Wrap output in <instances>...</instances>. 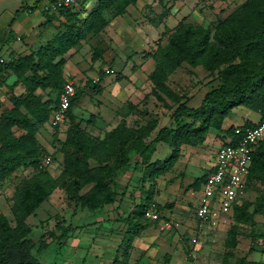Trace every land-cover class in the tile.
I'll list each match as a JSON object with an SVG mask.
<instances>
[{
    "label": "rangeland",
    "instance_id": "obj_1",
    "mask_svg": "<svg viewBox=\"0 0 264 264\" xmlns=\"http://www.w3.org/2000/svg\"><path fill=\"white\" fill-rule=\"evenodd\" d=\"M244 1L137 0L119 14L112 9L104 10L107 24L96 32H87L64 54L80 71L78 78L68 76L80 91L79 97L71 104L75 121L99 138L119 122L133 129L151 127L149 135L143 137L145 142L149 141L159 127L172 124L171 114L178 103L197 106L207 90L219 85L222 79L218 69L224 66L210 69L202 62L183 61L160 83H154L149 72L155 66L156 49L167 44L169 36L180 24L189 25L193 31L192 39L207 30L209 44H214L213 34L220 22ZM19 3L20 0H4L0 4V23L8 14L7 10ZM94 3L95 0H85L81 6L88 10ZM75 5L80 6L79 0ZM45 14L50 16V13ZM22 15L19 10L17 15L9 16V20ZM18 43L19 47L11 49L8 55L6 45L0 40V56L8 60L12 54H22L26 43ZM147 52L149 54L144 55ZM105 68L112 71H105L103 79L98 80V70ZM87 79L98 81L96 86L100 91L86 87L84 82ZM19 87L16 91L20 90ZM5 88L0 89V95L3 103L9 104ZM42 93L52 98L56 96V91L51 89ZM255 112L245 105L232 107L222 118L221 131L210 126L193 143L180 144L169 165L152 176H142V164L136 162L135 157L131 158L127 186L124 182L128 177H121L115 184L120 193L116 200L96 211L79 208L68 198L65 182L59 178L58 186L26 218L31 226L28 237L34 242L31 255L44 264H237L239 258L251 249L249 258L264 260V236L259 235L264 228V214H254L251 222L237 225V244L233 248L225 244L232 224L230 218L224 215L219 218L215 208L212 221L200 225L194 215L200 193L199 186L195 187L196 178L213 162L223 131L229 124L239 123L246 117L256 119ZM90 115L94 118L92 123L88 121ZM67 125V120L60 124L49 121L42 126L45 132L37 131L36 134L51 153L48 170L52 177H57L63 166L62 155L55 150L59 143L55 138L64 139ZM170 153L167 144L157 142L150 160H165ZM90 163L95 169L103 166L92 160ZM32 173L29 169L19 168L0 183V212L11 224H14L10 209L14 188ZM92 185L93 182L84 184L80 192L87 191ZM149 186H152V197L140 218L141 224L145 225L135 233H126L125 218ZM263 188L264 179L256 176L245 198L253 203ZM166 219H172L170 227H162V221ZM40 235L46 242L41 247L38 243ZM227 251L229 255L224 259Z\"/></svg>",
    "mask_w": 264,
    "mask_h": 264
},
{
    "label": "trees",
    "instance_id": "obj_2",
    "mask_svg": "<svg viewBox=\"0 0 264 264\" xmlns=\"http://www.w3.org/2000/svg\"><path fill=\"white\" fill-rule=\"evenodd\" d=\"M82 1L85 0H79V7L69 4L52 12L44 11L50 13L49 20L53 15L56 18L62 16L58 25L60 28L44 43L26 54H12L8 60L0 57V89L6 86L5 94L9 103L5 105L0 98V183L19 168L33 172L25 176L12 193L10 209L14 224L0 212V264H44L30 253L34 242L28 237L31 226L26 218L58 186L59 178L62 177L65 182L68 198L79 208L96 211L116 200L120 193L115 184L121 177H128L124 182V186H127L131 158L135 157L136 162L142 164V176H152L169 165L180 144L193 143L210 126L221 131L222 118L232 107L245 105L259 113L260 118L264 116V0H245L220 22L213 34L214 44H209L207 30L192 39L193 31L189 25L180 24L169 36L167 44L156 49L155 66L149 72L154 83H160L168 72L183 61L191 64L202 62L210 69L224 66L218 69L222 82L207 90L197 106L178 103L171 114L172 124L159 127L149 141L145 142L143 137L149 135L151 127L133 129L124 122L117 123L100 138L89 134L73 118L71 104L80 94L76 86L66 111L68 125L65 137L55 138L59 142L55 150L62 155V170L57 177H52L47 168H38L41 157L48 151L36 134L40 126L50 121L58 93L66 80L63 75L66 61L64 54L76 46L87 32H96L107 24L104 10L112 9L119 14L137 0H95L88 10L81 6ZM40 2L34 0L31 7L38 6ZM83 9L86 12L81 16ZM208 45L210 48L207 49ZM98 71V80H102L106 72ZM11 74L15 78L8 82L7 77ZM96 83L98 81L87 79L84 85L100 91ZM17 85L22 87L20 92L14 90ZM46 89L55 90L56 96H44L42 92ZM88 121L94 122L92 115ZM251 123V120L246 119L240 126L246 127ZM237 124H229L223 131V138L232 135ZM157 142H163L171 148L165 160H150ZM91 160L103 166L95 169L91 166ZM206 174L196 178L195 187L199 186ZM256 176L264 179V138L252 152L247 189ZM88 182H93V185L81 193V187ZM151 188H147L146 194L126 216V233H135L140 226L144 227L140 218L152 197ZM254 214H264V188L253 203L245 198L233 205L232 224L225 240L228 248L237 244V225L251 222ZM259 235L264 236V228ZM38 243L39 247L46 244L42 235ZM251 251L249 249L241 256L237 264H264V261L249 258ZM227 255L229 251L224 254V259Z\"/></svg>",
    "mask_w": 264,
    "mask_h": 264
},
{
    "label": "built area",
    "instance_id": "obj_3",
    "mask_svg": "<svg viewBox=\"0 0 264 264\" xmlns=\"http://www.w3.org/2000/svg\"><path fill=\"white\" fill-rule=\"evenodd\" d=\"M69 4H76V0H45L43 10L52 12L58 7ZM104 71L109 72L112 69L105 68ZM75 90L74 81L65 80L58 93L57 103L51 112L52 124L64 122ZM242 124H237L233 134L222 138L217 144L213 162L199 184L200 193L194 215L200 225L212 221L215 208L219 214L231 216L233 205L245 199L251 155L257 143L264 138V116L249 126L241 127ZM51 160L50 153L44 154L38 168L48 169ZM171 224L172 219L162 221V227H170Z\"/></svg>",
    "mask_w": 264,
    "mask_h": 264
},
{
    "label": "crops",
    "instance_id": "obj_4",
    "mask_svg": "<svg viewBox=\"0 0 264 264\" xmlns=\"http://www.w3.org/2000/svg\"><path fill=\"white\" fill-rule=\"evenodd\" d=\"M3 1L4 0H0V4ZM20 1L21 3H19L18 5H12V8L10 10H7L8 14L3 17L2 23H0V40L1 43L6 45L5 52L8 55L10 54V51H12L11 49H13L14 47H19L20 45V43H18L19 41L23 42V44L26 43L23 46L25 51L22 54H26L31 50L35 49L40 44L44 43L47 39L53 36V34L58 30L57 26L59 25L60 19H62V16H60L58 18L54 17L51 20H49L48 18L49 15L45 14L43 10V5L45 0H41V2L36 7H31L34 0H24V1L20 0ZM21 5L22 7H20ZM34 8H37V11ZM19 10L22 11L23 15L21 17H18L17 19H14V17H12L13 19L9 20V16H12L13 13L14 15H17ZM33 12L34 15H31ZM53 27H55V29ZM34 30H36V33H34ZM70 55L71 52L68 54V56ZM78 72H80L78 67L71 61L70 58L66 57V61L63 64V75L65 79L66 80L69 79L68 76L70 77L75 76V78H78L80 76V73ZM10 76H12V79L9 80ZM14 78L15 76L11 74L9 75L7 81L9 80L8 82H11L12 80H14ZM19 86L20 85H17L14 90L16 91V88ZM19 89L20 90L16 92H20L22 90L21 86L19 87ZM0 98L3 99L1 95ZM255 114L258 115L256 119L246 117L238 124L243 123L244 120L246 119H249L252 122L257 121L260 118V115L257 112H255ZM42 126L39 127L38 132H45ZM37 138L46 148L45 144L40 140L38 136ZM220 217H223V215L220 214L219 218ZM227 217L230 218L231 220L230 215Z\"/></svg>",
    "mask_w": 264,
    "mask_h": 264
}]
</instances>
